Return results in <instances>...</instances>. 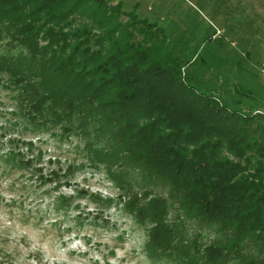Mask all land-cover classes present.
Segmentation results:
<instances>
[{
	"label": "trees",
	"instance_id": "trees-1",
	"mask_svg": "<svg viewBox=\"0 0 264 264\" xmlns=\"http://www.w3.org/2000/svg\"><path fill=\"white\" fill-rule=\"evenodd\" d=\"M0 43L28 119L87 139L150 223L151 257L264 264V112L200 88L164 32L116 0H0Z\"/></svg>",
	"mask_w": 264,
	"mask_h": 264
},
{
	"label": "rangeland",
	"instance_id": "rangeland-1",
	"mask_svg": "<svg viewBox=\"0 0 264 264\" xmlns=\"http://www.w3.org/2000/svg\"><path fill=\"white\" fill-rule=\"evenodd\" d=\"M116 2L164 32L200 88L264 112V0ZM20 95L0 74V264H172L150 256V223L127 210L87 139L32 123Z\"/></svg>",
	"mask_w": 264,
	"mask_h": 264
}]
</instances>
